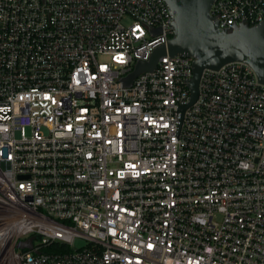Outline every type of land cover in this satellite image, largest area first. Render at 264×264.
Wrapping results in <instances>:
<instances>
[{
  "label": "built area",
  "instance_id": "built-area-1",
  "mask_svg": "<svg viewBox=\"0 0 264 264\" xmlns=\"http://www.w3.org/2000/svg\"><path fill=\"white\" fill-rule=\"evenodd\" d=\"M210 12L251 26L264 0ZM171 22L164 0H0V264H264L253 68L205 69L182 119L193 57L122 81Z\"/></svg>",
  "mask_w": 264,
  "mask_h": 264
},
{
  "label": "water",
  "instance_id": "water-1",
  "mask_svg": "<svg viewBox=\"0 0 264 264\" xmlns=\"http://www.w3.org/2000/svg\"><path fill=\"white\" fill-rule=\"evenodd\" d=\"M168 5L173 35L166 45L156 47L148 60L137 61L134 69L122 78L130 86L143 72L155 70L161 56L187 55L194 58L188 80L189 100L180 106V116L198 98L199 82L205 69H219L226 63L241 61L250 65L259 82L264 83V21L255 25L242 22L220 27L210 10L215 0H164ZM20 247H29L20 242Z\"/></svg>",
  "mask_w": 264,
  "mask_h": 264
},
{
  "label": "rangeland",
  "instance_id": "rangeland-1",
  "mask_svg": "<svg viewBox=\"0 0 264 264\" xmlns=\"http://www.w3.org/2000/svg\"><path fill=\"white\" fill-rule=\"evenodd\" d=\"M85 243H86V241L84 240V239H82V238H77V239H75V241H74V247L75 248H79V247H81V246H84L85 245Z\"/></svg>",
  "mask_w": 264,
  "mask_h": 264
},
{
  "label": "trees",
  "instance_id": "trees-1",
  "mask_svg": "<svg viewBox=\"0 0 264 264\" xmlns=\"http://www.w3.org/2000/svg\"><path fill=\"white\" fill-rule=\"evenodd\" d=\"M54 245L58 246V244H54ZM61 248H63V249L65 248V249H66V247H64V246H63V247H61Z\"/></svg>",
  "mask_w": 264,
  "mask_h": 264
}]
</instances>
